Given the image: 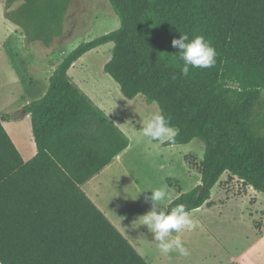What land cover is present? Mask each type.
<instances>
[{
    "label": "trees",
    "instance_id": "1",
    "mask_svg": "<svg viewBox=\"0 0 264 264\" xmlns=\"http://www.w3.org/2000/svg\"><path fill=\"white\" fill-rule=\"evenodd\" d=\"M71 1L5 0V18L28 44L49 47L64 34ZM109 1L119 29L66 56L46 95L24 108L38 149L31 162L3 126L15 116L0 118L1 264H149L82 189L130 146L69 77L81 58L108 44L113 55L104 70L122 95L156 103L176 130L165 146L205 145L201 184L188 193L177 187L167 210L210 206L226 173L264 194V0ZM180 34L204 36L216 49L215 65L183 75L171 44ZM21 176L18 200L10 186Z\"/></svg>",
    "mask_w": 264,
    "mask_h": 264
},
{
    "label": "rangeland",
    "instance_id": "2",
    "mask_svg": "<svg viewBox=\"0 0 264 264\" xmlns=\"http://www.w3.org/2000/svg\"><path fill=\"white\" fill-rule=\"evenodd\" d=\"M18 6L19 3L13 8ZM5 11L6 2L0 0V49L9 47L7 32L13 30L5 25L7 21H3L7 20ZM119 27L120 20L109 0H72L64 34L54 39L49 47L31 46L32 58L36 55L37 60L41 59V74L46 78L82 43L98 39ZM113 47L108 44L86 54L69 71V77L132 144L124 156L122 172L107 180L103 175L99 200L143 249L158 257L161 263V253L153 234L147 226L140 225L139 217L151 209V202H146L144 197L151 194L147 189L165 187L168 198L160 206L167 211L179 195L177 187L188 193L199 186V166L204 159L205 145L194 140L188 145L167 147V141H151L142 135L140 129L145 113L160 112V108L156 103L148 104L143 95L126 99L120 86L105 73L104 67L112 58ZM143 190L146 191L140 193ZM211 202L212 206L191 217H197L199 221L188 237L193 243L187 246V264H202L211 256L244 255L251 258L252 264H259L258 258L264 257V194L226 173L213 189Z\"/></svg>",
    "mask_w": 264,
    "mask_h": 264
},
{
    "label": "crops",
    "instance_id": "3",
    "mask_svg": "<svg viewBox=\"0 0 264 264\" xmlns=\"http://www.w3.org/2000/svg\"><path fill=\"white\" fill-rule=\"evenodd\" d=\"M3 21H7L4 22L6 23L5 25L12 27L13 30L7 32L8 38L6 44L9 45V47L5 46L0 49V118L5 115L15 116L13 119L3 121V126L14 143L23 162L27 164L37 156L38 149L33 134L31 116L25 113L24 108L32 102L42 99L46 95L49 88V78L53 72L46 78L43 77L41 74V59L37 60L36 55L35 58H32L33 53L31 46L34 44L27 43L24 34L16 25L8 20ZM131 146L132 144L130 143L129 148L125 152L119 155L114 162L99 175L86 183L82 189L95 205L100 210L102 209L101 211L149 264H187L186 256H181L176 251L170 253L169 256L161 254V263L158 262V257L146 252L140 245V242L130 235L128 231L103 208L99 200L98 193L103 175H105L104 178L107 180L122 172L124 168V156L130 150ZM17 181V188L15 186H10V190L14 191L17 189V199L19 200L21 198V187L24 183V176L18 178ZM11 202L15 204V199H11ZM212 205L213 203L211 202L210 206ZM210 206L205 205L200 209L189 212V215L192 217L194 214L196 215L202 212L205 207L208 208ZM9 213H17V211L12 210L9 211ZM192 219L198 224L199 219H197V217H193ZM194 231L195 229L192 231L183 230L178 233H173V238L181 239L184 246L187 248V246H191L193 243L188 237H190ZM258 260L259 264H264V257H259ZM205 262L202 264H252L251 258L245 255L235 257L211 256L209 260Z\"/></svg>",
    "mask_w": 264,
    "mask_h": 264
},
{
    "label": "clouds",
    "instance_id": "4",
    "mask_svg": "<svg viewBox=\"0 0 264 264\" xmlns=\"http://www.w3.org/2000/svg\"><path fill=\"white\" fill-rule=\"evenodd\" d=\"M171 44L179 51V59L183 61L182 74L187 76L190 68H210L215 65L217 52L211 43L202 35L191 39L187 34L173 38ZM131 124L132 122L129 121ZM140 131L151 141H172L176 135L169 119L162 112L148 111ZM150 195H145L146 202H151V209L140 216V225L147 226L157 242L162 255L169 256L173 251L181 256H188V249L179 238H173V233L183 230L192 231L197 227L185 205L177 204L165 211L160 205L168 198L165 187L147 189ZM143 190L140 193H144ZM139 193V194H140Z\"/></svg>",
    "mask_w": 264,
    "mask_h": 264
}]
</instances>
